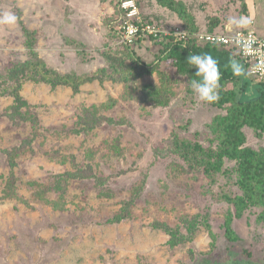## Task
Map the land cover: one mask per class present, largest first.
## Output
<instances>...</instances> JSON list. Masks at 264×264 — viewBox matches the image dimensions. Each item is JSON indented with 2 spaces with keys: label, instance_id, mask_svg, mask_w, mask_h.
Returning <instances> with one entry per match:
<instances>
[{
  "label": "rangeland",
  "instance_id": "374dc122",
  "mask_svg": "<svg viewBox=\"0 0 264 264\" xmlns=\"http://www.w3.org/2000/svg\"><path fill=\"white\" fill-rule=\"evenodd\" d=\"M179 1L193 15L198 33H211V28L216 33H233L254 26L264 36V0ZM116 2L0 0V13L12 12L17 17L13 26L0 25V73L28 57L21 22L37 32L40 57L58 72L83 75L105 67L103 53L121 46L104 24L114 14ZM140 10L161 35L185 30L179 17L156 0H140ZM240 17L246 18L245 26L228 23L229 18ZM140 40L138 54L147 63L156 60L161 46L150 36ZM164 79L172 89L164 107L150 102L145 91L128 95L124 85L115 82L87 84L80 92L26 84L21 94L41 124L46 129L61 128L63 136H55L53 129L45 132L34 145L37 155L17 162L13 172L19 195L12 199L1 197L11 173L3 151L18 146L31 130L7 118L13 99L0 98V264H264L260 208L234 218L238 241H230L225 234L227 214L235 210L223 196L241 195L236 176L211 179L197 173L181 174L172 166L179 161L169 148L173 132L198 137L207 147L212 137L209 123L225 112L200 101L187 77L177 74L170 61L142 76L139 84H162ZM255 84L250 74L237 82L241 88L244 85L242 98L258 97ZM103 105L101 113L113 123L88 134H72L80 129L77 121L85 109ZM244 131L246 146L264 148V136L258 138L249 128ZM87 166L103 179L101 185L75 180L61 200L55 193L49 201L33 199L28 182H50L56 175ZM234 167V162H226L227 169ZM140 183L145 188L132 216L112 222ZM106 190L113 196L101 195ZM167 226L183 235L190 229L195 235L191 241L172 246L164 230Z\"/></svg>",
  "mask_w": 264,
  "mask_h": 264
},
{
  "label": "trees",
  "instance_id": "16d2710c",
  "mask_svg": "<svg viewBox=\"0 0 264 264\" xmlns=\"http://www.w3.org/2000/svg\"><path fill=\"white\" fill-rule=\"evenodd\" d=\"M119 2L120 0H117L115 4L114 14L104 21L109 31L108 35L117 39H120V36L116 27L120 24L122 16ZM156 2L161 7L175 13L182 21L184 29L191 35L198 33L199 28L196 21L184 2L179 0H156ZM213 24H217V21H214ZM21 25L25 37L24 47L28 57L0 73V98L13 99V105L5 113L7 118L14 125L28 126L31 131L18 146L3 151L5 162L9 165L11 173L3 184L2 198L12 199L19 195L18 178H16L13 169L21 158L37 155L34 145L41 137H44L45 132L53 129L55 136L59 138L63 136L61 128L46 129L41 124L39 116L21 94L26 84H45L53 89L68 87L74 92H80L81 88L87 84L115 82L123 84L128 95L142 90L147 92L150 102L164 107L171 100L170 81L164 79L162 84L145 83L140 85L141 77L152 73L153 69L163 62L170 61L177 74L186 76L190 82L195 78L196 69L187 64V58L191 53H209L218 61L221 71L218 100L209 104L223 110L225 114L214 116L209 123L208 127L212 137L208 139L207 147L198 137L186 138L178 132H173L169 140V148L179 161L172 163V166L181 174L197 173L211 179H216L219 175L236 176V186L241 191V195L223 196L224 200L235 210L228 212L224 223L225 234L230 241L239 239L233 229L234 218H242L247 210L260 208L258 219L264 222V148L256 150L246 146L247 137L244 131L245 128H249L255 132L258 138L264 136V82H255L254 87L259 92L258 97L242 98L244 85L241 88L237 82L248 77L249 74L244 69L241 57L234 54V49L201 43L193 36L185 42L176 40L174 36H151V39L161 46L159 55L151 63L145 62L138 54L137 45L141 41L139 39L134 44H121L117 50L105 51L103 56L107 65L93 73L62 74L49 67L46 61L40 57L37 51V32L29 30L22 22ZM209 32L216 33L212 31V28ZM232 62L242 69L240 74L233 71ZM102 107L104 105L85 109L77 121V126L80 129L72 134H79L77 132L88 134L105 124L113 123V119L101 113ZM227 161L235 163L232 171L226 168ZM75 180H94L96 186L103 182V179L95 174L94 169L87 166L56 175L50 182L32 180L28 182V186L36 201H49L48 199L53 193L59 194L58 197L61 200L66 196L70 183ZM144 188V183L133 187L130 197L123 201L121 209L116 212L112 222L119 223L132 216L136 201L142 195ZM101 195L113 196L109 190L103 191ZM164 230L171 237L170 244L172 246L191 241L195 235L190 229L187 235H183L178 229L169 226Z\"/></svg>",
  "mask_w": 264,
  "mask_h": 264
},
{
  "label": "built area",
  "instance_id": "2783aa9c",
  "mask_svg": "<svg viewBox=\"0 0 264 264\" xmlns=\"http://www.w3.org/2000/svg\"><path fill=\"white\" fill-rule=\"evenodd\" d=\"M119 8L122 16L116 30L121 44L131 45L141 37L161 35L156 25L143 19L140 0H120ZM168 36H174L176 40L184 42L190 38V34L180 28L169 33ZM193 37L201 43L236 50L241 57L244 69L249 72L255 82H264V36L258 34L254 26L233 33H195Z\"/></svg>",
  "mask_w": 264,
  "mask_h": 264
},
{
  "label": "clouds",
  "instance_id": "9594fccd",
  "mask_svg": "<svg viewBox=\"0 0 264 264\" xmlns=\"http://www.w3.org/2000/svg\"><path fill=\"white\" fill-rule=\"evenodd\" d=\"M17 22V17L12 12L0 13V25L13 26ZM246 18H229L228 23L236 27H243L246 24ZM187 64L196 69L195 78L189 82V85L198 97L205 103H213L218 100V89L220 87L221 71L218 61L209 53L190 54L187 58ZM233 71L240 74L242 69L232 62Z\"/></svg>",
  "mask_w": 264,
  "mask_h": 264
}]
</instances>
